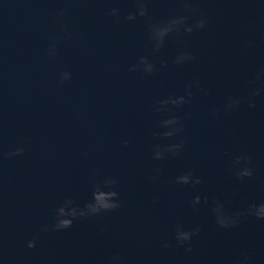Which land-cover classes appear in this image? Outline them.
I'll use <instances>...</instances> for the list:
<instances>
[{
  "label": "water",
  "instance_id": "95a60500",
  "mask_svg": "<svg viewBox=\"0 0 264 264\" xmlns=\"http://www.w3.org/2000/svg\"><path fill=\"white\" fill-rule=\"evenodd\" d=\"M0 264H264V0H0Z\"/></svg>",
  "mask_w": 264,
  "mask_h": 264
},
{
  "label": "clouds",
  "instance_id": "9594fccd",
  "mask_svg": "<svg viewBox=\"0 0 264 264\" xmlns=\"http://www.w3.org/2000/svg\"><path fill=\"white\" fill-rule=\"evenodd\" d=\"M32 245H30V247H31Z\"/></svg>",
  "mask_w": 264,
  "mask_h": 264
}]
</instances>
